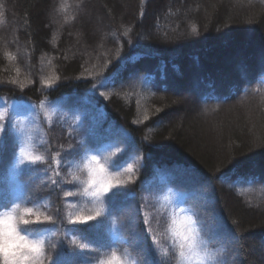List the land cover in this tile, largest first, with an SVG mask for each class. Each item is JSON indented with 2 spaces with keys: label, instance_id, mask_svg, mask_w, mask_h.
I'll list each match as a JSON object with an SVG mask.
<instances>
[{
  "label": "trees",
  "instance_id": "1",
  "mask_svg": "<svg viewBox=\"0 0 264 264\" xmlns=\"http://www.w3.org/2000/svg\"><path fill=\"white\" fill-rule=\"evenodd\" d=\"M0 14L5 143L17 132L7 100H25L35 110L24 135L42 157L10 184L4 165L15 152L2 148L0 202L39 205L53 217L21 226L58 233L49 264H92L113 246L138 264H165L124 208L168 188L197 216L219 264H264V0H0ZM109 151L110 171L133 179L105 194L101 216L68 223L69 204L93 206L64 196L79 189L65 183L69 169ZM36 171L49 179L39 192ZM156 177L162 184L145 189ZM199 183L211 188L220 232L194 203Z\"/></svg>",
  "mask_w": 264,
  "mask_h": 264
},
{
  "label": "clouds",
  "instance_id": "2",
  "mask_svg": "<svg viewBox=\"0 0 264 264\" xmlns=\"http://www.w3.org/2000/svg\"><path fill=\"white\" fill-rule=\"evenodd\" d=\"M48 119L51 120V116ZM20 131L22 141L18 163L41 157L33 153L31 135H24L28 131L24 123L20 124ZM112 156L110 151L103 155L85 154L69 169L68 176L78 183L79 189L67 191L64 196L79 194L90 200L93 206L78 208L76 204H69L68 223H85L103 214L102 198L122 181V173L110 171ZM154 214L157 229L152 241L165 264H219V250L210 246L190 206L176 203L173 189L168 188L155 198ZM52 219L39 205L26 206L23 202H15L0 210V264H49L56 247L53 238L58 233L32 235L23 231L21 226ZM70 243L87 247L76 237ZM92 264H138V261L128 248L113 246L101 251Z\"/></svg>",
  "mask_w": 264,
  "mask_h": 264
},
{
  "label": "rangeland",
  "instance_id": "3",
  "mask_svg": "<svg viewBox=\"0 0 264 264\" xmlns=\"http://www.w3.org/2000/svg\"><path fill=\"white\" fill-rule=\"evenodd\" d=\"M51 14H52L51 15L52 18L54 19V22L57 21V23H58V19L56 18L55 15H53V12ZM215 56H217V55H215ZM180 78H184V77H180ZM186 93H187L186 97L188 98V100H190V101L194 100L193 99L194 92H186ZM7 101L9 102V106L14 108V110H12L13 111V113H12L13 122L17 124V132L15 130L13 131V135H15L14 136L15 140H11L9 143H5L6 139L4 136V131L2 129L1 121L4 120L6 115L4 113H2L3 111H0V124H1L0 125V152H1L2 148L5 147V145H6V148L8 146L7 151H9L10 153L15 152L13 159L7 158L5 160L4 167H5L6 171L9 172V174H7L5 176V180H7L9 182V179L14 180V181L16 180L15 178L18 177L19 171L21 170V168H24V165L26 163L30 164L32 167H34L33 165L36 163V162L33 163V162H29V161H25L23 164L18 163V161L20 159V151L19 150H20L21 141H22V138H20V134H19L21 132L20 131V124L21 123H24V124L29 123L27 117L30 114L33 115L35 108H34V105L31 106V103H28L29 106H27V104H25V102H24L25 100H17L16 99L13 101L12 99H8ZM0 102H1V99H0ZM43 102H45V100ZM30 111H32V112L28 113ZM30 117L32 119V116H30ZM21 118H24V119L22 120ZM60 128H62V127H60ZM60 131H62V130H60ZM57 145H60V144H57ZM60 154H62V152ZM35 155H37V154H35ZM60 162H61V160H57L58 165H60ZM61 172H63V169ZM171 173L175 174V171L171 170ZM33 177L35 178V179H33V181H35L37 179V183L34 182L37 184L36 189H37V187L39 188L40 185H42V184L44 185L45 183L47 184L49 182L47 173L45 171H36V173L33 175ZM70 181L71 180H67L65 183H67V185L70 186ZM198 182H199V180L196 181V183H198ZM159 183L162 184V181H160V178L156 177V181L154 180L153 182L150 183L149 186H145L146 187L145 189L151 190V186L153 187V186L159 185ZM10 184H13V183H10ZM199 184L201 186L195 185L197 194L195 196L196 200L194 201V203H195V205L198 204V206H199L198 209L203 213L204 217L206 218V221L210 227V231L211 232H220V229H221L220 218H219V214H218V210L216 208V205L214 204V202L212 200L213 195L211 193V188H209L207 183H199ZM37 191H38V189H37ZM0 195L4 196V191H3L2 187H0ZM30 195H34V194H30ZM2 204L3 203L0 202V206ZM9 207H11V205L7 206V207L3 206V207H0V210L7 209ZM154 208H155V198L152 195H149L145 192H143L142 195H140V197L137 198V201H133L132 203L130 202L124 208L125 213L130 220V224H138V223L140 224L141 221H142V224L144 223V226H145L144 231L146 230L147 234L151 238V241H152V235L155 233V231L157 229V221H156V216L154 214ZM203 220H205V219H203ZM222 227H223V225H222ZM152 244H153V241H152ZM154 247H155V245H154ZM156 254H157V257H160L158 255V253H156Z\"/></svg>",
  "mask_w": 264,
  "mask_h": 264
},
{
  "label": "snow or ice",
  "instance_id": "4",
  "mask_svg": "<svg viewBox=\"0 0 264 264\" xmlns=\"http://www.w3.org/2000/svg\"><path fill=\"white\" fill-rule=\"evenodd\" d=\"M2 20H3V16H2V14H0V22H2ZM45 83H51V81H45ZM21 87H23V85H21ZM86 150H88V149H86ZM40 160H42V157H39V158H36V159H34V160H29V162H33V163H35V162H37V161H40ZM24 162H21V164H23ZM132 169H133V165L132 164H128V166H127V171L128 172H131L132 171ZM133 178L131 177V176H128L126 179H122V181L120 182V183H117V184H115L107 193H110V192H112L114 189H116V188H118V187H120V186H123V185H125L128 181H130V180H132ZM95 218H93V219H89V220H87V222L88 221H91V220H94ZM86 223V222H85Z\"/></svg>",
  "mask_w": 264,
  "mask_h": 264
}]
</instances>
